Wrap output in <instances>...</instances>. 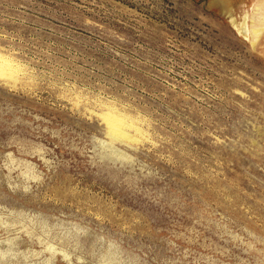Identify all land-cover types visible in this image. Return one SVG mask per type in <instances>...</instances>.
Returning <instances> with one entry per match:
<instances>
[{
    "label": "rangeland",
    "instance_id": "obj_1",
    "mask_svg": "<svg viewBox=\"0 0 264 264\" xmlns=\"http://www.w3.org/2000/svg\"><path fill=\"white\" fill-rule=\"evenodd\" d=\"M263 1L0 0V264H264Z\"/></svg>",
    "mask_w": 264,
    "mask_h": 264
},
{
    "label": "bare ground",
    "instance_id": "obj_2",
    "mask_svg": "<svg viewBox=\"0 0 264 264\" xmlns=\"http://www.w3.org/2000/svg\"><path fill=\"white\" fill-rule=\"evenodd\" d=\"M263 4H264V1H263ZM234 21L235 20H233V22ZM260 31H262V29L255 30L253 32L254 33V36L256 37L257 35H259L260 34ZM0 75H1V73H0ZM105 118L108 121V125H109V128H110V131H113L114 133L125 134L126 131L124 130V122L123 121H119V120L115 119V117H113L114 118L113 119L110 115H107Z\"/></svg>",
    "mask_w": 264,
    "mask_h": 264
}]
</instances>
